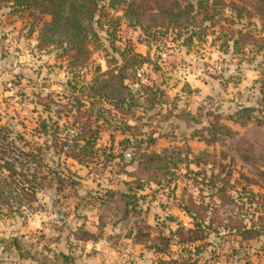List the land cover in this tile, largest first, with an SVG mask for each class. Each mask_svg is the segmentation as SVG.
Listing matches in <instances>:
<instances>
[{"label":"rangeland","instance_id":"rangeland-1","mask_svg":"<svg viewBox=\"0 0 264 264\" xmlns=\"http://www.w3.org/2000/svg\"><path fill=\"white\" fill-rule=\"evenodd\" d=\"M228 1L202 11L188 42L189 31L148 32L125 18L123 5L99 0L96 38L75 71L55 47L36 46L49 15L0 3V127L10 128L14 143L42 150L35 167L41 188L19 211L0 207V264H166L177 256H190V264H264V185L254 172L264 170V129L255 127L264 104V24L255 13L236 15ZM105 70L123 74V91L137 95V104L103 102L95 139L78 160L64 154L65 144L47 147L42 119L56 122L61 138L85 120L94 127L89 99L82 96L85 111L77 114L72 96ZM243 105L254 108L248 119ZM218 122L241 134V149L252 144L263 159L246 163L229 138L207 143L206 128ZM163 148L172 150L166 169L139 165L140 153ZM211 173L227 176V197H208L215 189L204 178ZM201 195L215 206L205 217L213 216L215 230L196 240L194 251L176 228L193 226L181 204ZM236 224L263 229L244 237L228 231ZM162 235L169 244L155 250Z\"/></svg>","mask_w":264,"mask_h":264},{"label":"trees","instance_id":"trees-1","mask_svg":"<svg viewBox=\"0 0 264 264\" xmlns=\"http://www.w3.org/2000/svg\"><path fill=\"white\" fill-rule=\"evenodd\" d=\"M98 1L0 0V3L8 2L15 7L34 8L39 13L49 15V18L43 20L38 27L36 46L39 48L47 46L55 47L58 50V55L65 57L66 66L71 71H75L88 59V45L96 38L93 17ZM224 1L107 0V4L109 6L123 5L122 12L125 18L138 25H142L143 29H147L148 32L154 30L156 27L175 29L176 31H189L186 40L190 42L195 32L193 30L194 27L200 26L199 20L202 11L215 9V4H223ZM227 6L232 7L238 16H248L255 13L264 24V0H230L227 2ZM132 61L130 59V62ZM122 79L123 74L118 71H101L93 77L92 82L82 85L84 89H80L78 94H73L72 100L77 103L73 109L77 114H82L85 111L81 110V105H83L82 96L89 99L87 108L94 114V127H90L89 121L85 120L84 122H80L77 130L71 137L67 138L64 134L61 138L56 133L57 123L54 122V124L47 126L42 119L39 122V131L47 133L49 136L47 147L51 145L55 146L56 150H60L62 145L65 144V150H62L64 154L78 160V156L84 153V148L87 147V144H91L95 139L97 128L99 127L97 120L99 116L103 117L106 111L102 105L103 102H108L122 108L125 105L126 109H129L135 103L137 104V95L130 90L123 91V87L126 88V85L122 82ZM76 82L77 80L74 79L70 84L72 92L76 86ZM156 98L158 100V97ZM156 98H150L151 104L158 102ZM261 107L263 114L261 117H258V122L255 126L259 130L264 129V104ZM253 109V107L243 105L240 111L248 119L250 118V111ZM76 117L75 115L73 122L76 121ZM240 123L243 124L244 121ZM46 126L47 128L51 127L49 128L50 130H47ZM10 132V128L0 127V207H6L8 210L14 212L19 211L21 206L28 205L34 197L35 192L41 188V182L37 178H41L42 174L35 167L41 166L42 157L40 155L42 154V150L40 146L25 148L22 144L18 145L14 143V136H10V139L7 138ZM206 132L210 134V136L204 138L207 143L219 139L221 144L225 145L228 140L227 138H229L233 142L232 149L239 158L245 160L250 165L257 163V161L252 162V157L256 156L253 150L254 145L249 144L247 149H244V147L241 149L237 145V140L242 138L241 134L232 131L226 124L214 123L212 126L206 128ZM258 133V135L263 134L261 132ZM17 137L22 138L20 134H17ZM79 138L83 139L82 144L77 143ZM153 139V137H150L149 141H153ZM167 151L172 152L171 149L163 148L161 152L150 151L140 153L139 165L144 166V168L166 169L170 160H172L170 158L171 155H166ZM261 155L260 152L259 156L256 157L261 160L263 159ZM30 163H33L34 167H31ZM173 163L175 164L176 160ZM254 169L256 181L264 185V170L258 167H254ZM204 181L211 191L215 189L214 192H210L212 194L208 197H213L216 194L219 195V198L228 196V188H231L232 184H230L227 176L220 173H211L209 176H205ZM204 197L201 195L200 201L195 202L188 196V202L181 204V209L192 218L193 226L176 228L177 234L181 236L182 241L186 242L190 248L193 247L194 251L198 250V245H194L193 243L203 237L209 230H215L214 226L212 227L213 216L209 215L208 218H205L207 211L212 212L215 206H212L210 201H206ZM261 229L263 227L257 228L256 226H247L246 224H236L229 227L228 231L241 234L244 237H252L258 234ZM157 239L162 240V242L153 243L155 250L166 249L169 244V238L162 235L157 236ZM190 259V256H186L183 259L177 256L170 258V260H162V262L166 264H190L193 262Z\"/></svg>","mask_w":264,"mask_h":264},{"label":"water","instance_id":"water-1","mask_svg":"<svg viewBox=\"0 0 264 264\" xmlns=\"http://www.w3.org/2000/svg\"><path fill=\"white\" fill-rule=\"evenodd\" d=\"M138 86H134V92L137 93L138 92Z\"/></svg>","mask_w":264,"mask_h":264}]
</instances>
